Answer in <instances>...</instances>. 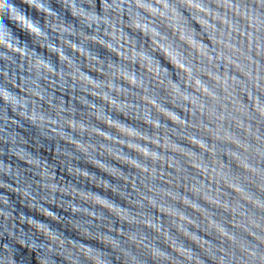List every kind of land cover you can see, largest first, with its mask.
<instances>
[{
  "label": "water",
  "instance_id": "1",
  "mask_svg": "<svg viewBox=\"0 0 264 264\" xmlns=\"http://www.w3.org/2000/svg\"><path fill=\"white\" fill-rule=\"evenodd\" d=\"M105 2L60 0L61 29L74 22L78 27L81 13L92 21L103 16ZM126 2L135 5L137 11L129 15L125 9L121 15L117 8L105 17L102 39L94 38V30L81 35L102 61L115 58L118 76L121 60L132 66L133 72L143 74V81H135L134 90L119 96L114 111L112 96L96 99L107 103L113 114L102 121L104 128L113 133L110 143L123 149L107 158L141 173L143 167L136 169L127 154L150 161L151 167L144 175L150 178L149 183L154 177L157 193L155 199L150 196L144 204L131 203L136 196H116L115 207L112 199L88 195L114 216L116 236L121 233L123 219L127 250L144 254L146 264H158L153 257H166L165 264H223L234 245L238 249L246 242L244 237L256 239L261 231L258 225H264V124L257 119L264 115V57L257 55L259 44L253 40L251 25L246 33L233 22L235 16L244 19V10L234 7L239 0ZM39 3L9 0L5 4L0 0V26L7 21L9 29L21 39L32 36L33 12H39ZM73 3L80 7H72ZM56 26L53 17V28ZM37 49L44 55L49 53L42 43ZM24 51L21 48L19 54ZM56 55L59 59V53ZM84 60V71H91L87 54ZM95 74L100 76L99 71ZM122 79L132 87V72L125 71ZM97 171L111 175L114 181L123 175L120 167L109 166L105 171L103 164ZM100 183L98 175L97 186ZM120 183H128L129 193L143 189L139 182ZM37 214L55 221L47 211ZM67 231H73L71 226ZM109 231L104 229L105 233ZM68 240L69 252L75 247L77 251L83 248L85 253L90 247L96 253L112 250L119 243L110 235L97 233L93 237L83 231H76ZM147 244L152 245L147 250L152 255L146 254ZM24 254L29 251L26 249ZM93 264L98 262L94 260Z\"/></svg>",
  "mask_w": 264,
  "mask_h": 264
},
{
  "label": "clouds",
  "instance_id": "2",
  "mask_svg": "<svg viewBox=\"0 0 264 264\" xmlns=\"http://www.w3.org/2000/svg\"><path fill=\"white\" fill-rule=\"evenodd\" d=\"M8 2L4 0L5 4ZM59 3L60 0H40L39 12H33L32 36L21 39L9 29L7 21L0 26L3 29L0 38V264H69L73 260L77 264H93L94 260L98 264H119L121 260L123 264H146L144 254L127 250L123 219L121 233L116 236L114 216L98 207L88 195L95 193L102 199H112L113 207L116 196H136V201H130L133 204L137 201L144 204L150 196L156 198L154 177L149 183L150 178L144 175L151 167L150 161L127 154L136 169L143 167L141 173L107 158L123 149L110 143L113 133L110 128H104L102 121L105 116L111 119L113 114L107 103L101 104L96 99L101 95L105 100L112 96L114 111L119 96L134 90L135 81H143V74L133 72L132 66L121 60L118 76L115 58L111 62L102 61L81 35L83 31L94 30V38L100 40L105 17H110L117 8L121 15L125 9L133 15L137 9L126 0L120 4L106 0L103 16L92 21L81 13L78 27L74 22L71 27L61 29ZM72 7L80 5L73 3ZM234 7L244 10V19L235 16L233 22L246 33L251 25L253 40L259 44L257 55L264 57V0H239ZM67 8L65 2V19ZM53 17L57 21L55 28ZM41 43L49 49L48 55L38 51L37 45ZM21 48L25 50L23 55L19 54ZM86 54L92 69L88 72L84 71ZM93 60L97 63L93 64ZM261 64L264 65V60ZM97 71L99 77L95 74ZM125 71L133 74L131 88L123 83ZM257 119L264 124V115ZM101 164L105 171L109 166L120 167L123 175L114 181L111 175L97 171ZM98 175L101 183L97 186ZM120 180L132 181L133 185L139 182L143 189L136 188L129 193L128 183L122 184ZM45 211L49 217L55 216V221L37 214ZM69 226L72 232L67 231ZM258 227L261 231L256 239L244 237L246 242L238 249L234 245L226 253L223 264H264V225ZM105 228H110L109 233L104 232ZM76 231L93 237L97 233L110 235L119 243L114 249L99 253L91 247L87 253L75 247L69 252L68 238L74 237ZM233 232L236 234L235 229ZM151 247V244L145 245L147 255H152L147 251ZM26 249L28 255L24 254ZM153 258L158 259V264L166 262V257Z\"/></svg>",
  "mask_w": 264,
  "mask_h": 264
}]
</instances>
